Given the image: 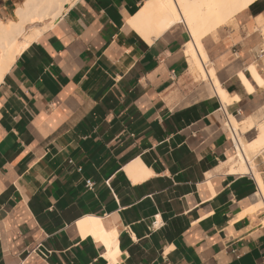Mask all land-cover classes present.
I'll use <instances>...</instances> for the list:
<instances>
[{"label": "crops", "instance_id": "crops-1", "mask_svg": "<svg viewBox=\"0 0 264 264\" xmlns=\"http://www.w3.org/2000/svg\"><path fill=\"white\" fill-rule=\"evenodd\" d=\"M147 1L72 0L3 76L0 264H110L82 237L89 216L119 230L113 264H264V209L244 214L256 180L213 173L234 155L226 119L264 114V86L240 79L264 78V2L202 39L225 108L183 25L148 42L130 26ZM27 2L0 0V23ZM40 244L47 259L29 255Z\"/></svg>", "mask_w": 264, "mask_h": 264}, {"label": "bare ground", "instance_id": "bare-ground-1", "mask_svg": "<svg viewBox=\"0 0 264 264\" xmlns=\"http://www.w3.org/2000/svg\"><path fill=\"white\" fill-rule=\"evenodd\" d=\"M71 1L28 0L24 6L18 7L15 20L9 21V24L0 23V82L15 57L27 46L39 40L62 14L65 5ZM259 1L261 0H148L128 22L146 41L153 28H155L154 36L157 37L174 26L183 25L190 35L186 53L190 58L191 65L201 72L204 79L214 80V84L210 86V93L217 96L223 106L227 108L234 99L226 90L222 89L214 72L205 69L208 58L202 47V39L223 25H227ZM248 72L251 78L241 73L240 79L249 92L254 90L252 81L260 87L264 86V78L257 66H250ZM263 117L262 113L243 120L234 116L229 117L230 123L226 124V127L235 135L234 155L213 172L236 176L252 175L254 177L259 192L255 195L256 201L252 206L245 209L244 214L248 215L264 209V180L257 170L256 156H252L253 150L259 147L264 148ZM254 129L257 131V135L249 139L247 133ZM145 170L146 168L140 163L129 168L128 173L132 178H135L144 175ZM104 223L103 219L89 216L80 221L78 226L83 238L90 236L95 241L104 244L107 249L105 258L109 260L110 264H113L119 254L117 248L119 230L111 227L106 228ZM262 224L264 226V216Z\"/></svg>", "mask_w": 264, "mask_h": 264}, {"label": "built area", "instance_id": "built-area-1", "mask_svg": "<svg viewBox=\"0 0 264 264\" xmlns=\"http://www.w3.org/2000/svg\"><path fill=\"white\" fill-rule=\"evenodd\" d=\"M229 123H230V120L229 119H226V124H229ZM227 131L230 134L231 141H232L233 145H235V135H234V133L229 128L227 129ZM31 254H39L43 259H47L51 255V252L47 251L42 246V244H40V245H38L36 248H34L29 253V255H31Z\"/></svg>", "mask_w": 264, "mask_h": 264}, {"label": "rangeland", "instance_id": "rangeland-1", "mask_svg": "<svg viewBox=\"0 0 264 264\" xmlns=\"http://www.w3.org/2000/svg\"><path fill=\"white\" fill-rule=\"evenodd\" d=\"M261 2H264V0H261ZM232 22V21H231ZM230 22V23H231ZM229 23V24H230ZM154 29L155 28H153V29H151V34H149V36H152V35H154L155 34V31H154ZM231 116V115H230ZM263 120H264V117H263ZM224 125H225V123H224ZM227 129V128H226ZM252 132H255L256 134L255 135H257V131L254 129L253 131H251V132H249V133H252ZM249 133H247V136H248V134ZM254 152V153H253ZM253 154H252V156H256V157H258V156H260V155H262V156H264V148H262V147H259V148H257L256 150H253Z\"/></svg>", "mask_w": 264, "mask_h": 264}]
</instances>
